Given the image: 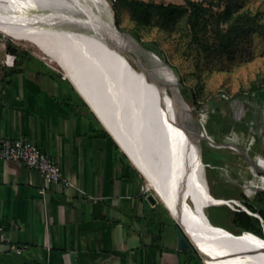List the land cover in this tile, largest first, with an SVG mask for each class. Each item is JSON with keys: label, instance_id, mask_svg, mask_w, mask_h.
I'll use <instances>...</instances> for the list:
<instances>
[{"label": "crops", "instance_id": "crops-1", "mask_svg": "<svg viewBox=\"0 0 264 264\" xmlns=\"http://www.w3.org/2000/svg\"><path fill=\"white\" fill-rule=\"evenodd\" d=\"M5 52L16 60L0 63V140H30L74 187L45 185L22 162L0 159V264H205L198 252L176 248L167 207L145 190L140 169L73 81L37 54L0 44V56ZM220 104L225 116L215 115L232 123V132L251 131L254 144H264V94ZM208 132L229 147L218 122ZM258 145L237 149L252 162L251 151L264 157Z\"/></svg>", "mask_w": 264, "mask_h": 264}, {"label": "bare ground", "instance_id": "bare-ground-1", "mask_svg": "<svg viewBox=\"0 0 264 264\" xmlns=\"http://www.w3.org/2000/svg\"><path fill=\"white\" fill-rule=\"evenodd\" d=\"M113 18L104 0H0V31L46 52L75 78L204 263L264 264V238L246 232L234 236L210 222L206 210L224 201L215 203L200 159L205 135L192 123L175 85L171 107L163 82L158 85L146 69L136 70L117 42L109 44L108 35L117 32ZM176 107L180 124L171 114H179Z\"/></svg>", "mask_w": 264, "mask_h": 264}, {"label": "rangeland", "instance_id": "rangeland-1", "mask_svg": "<svg viewBox=\"0 0 264 264\" xmlns=\"http://www.w3.org/2000/svg\"><path fill=\"white\" fill-rule=\"evenodd\" d=\"M104 1L109 13L114 17L118 33L114 40L123 48L122 53L131 65L136 70H141L140 65L143 64L142 66L153 74L158 85H160V80L163 82V97L167 98L171 107L176 104L171 94L173 86L170 88V85L176 83L179 93L190 107L192 123L206 137V143L201 145L203 158L201 159L205 165V176L212 196L218 195L225 197L218 199L232 200L233 203L230 202V206H228L236 211L245 209L244 199L246 197L247 200H252L255 193L260 190L264 192V174H254L253 170L249 169L250 165L246 157L237 148L229 146L223 149L220 146H215L213 143L216 144V142L210 138L208 131L215 120L216 113L219 116H225L224 106L219 105L223 98H249L253 87L264 83V35L247 29L240 36L237 44L231 47L228 52L217 50L206 52L192 42L185 12H179L168 21H163L160 14L154 9H150L146 23L137 28L135 23L129 19V12L123 8L121 1L111 4V6L107 0ZM144 1L184 5L183 0ZM240 12H247L255 16L257 22L264 25V0H233L231 14ZM226 25L227 23L223 22L222 26L226 27ZM135 30L138 32L140 40L145 43L144 46L132 39L131 32ZM0 44L6 51L20 48L37 54L57 68L63 77H66L63 74L66 72L58 62L48 56L46 52L41 53L30 43L20 41L0 31ZM149 76L147 74L148 79H150ZM68 77L77 85L74 77ZM261 87L257 91L264 94V87ZM78 90L82 95L81 90ZM101 98L105 100L106 94L101 93ZM176 110L179 114L171 111L172 118L174 122L180 124L181 109L176 107ZM251 135V131H242L232 132L228 137L238 142L231 140L237 147H241L247 152L243 146L250 149L258 145L254 144ZM246 139L248 140L246 141ZM209 145L218 149H212ZM263 147L264 144L260 140L258 149L263 150ZM250 154L252 161H255L254 152L251 151ZM223 156L225 158L222 160ZM227 157L228 161H226ZM220 163L221 165H218ZM232 176H235V181L231 180ZM143 180L144 184L148 183L145 177ZM148 186L149 192L164 206L155 191L149 184ZM240 194H244L246 197H240ZM206 211L214 223L224 227L230 226L229 228L235 232L240 230V225L232 221L233 214L231 215L226 208L214 206L209 207Z\"/></svg>", "mask_w": 264, "mask_h": 264}, {"label": "trees", "instance_id": "trees-1", "mask_svg": "<svg viewBox=\"0 0 264 264\" xmlns=\"http://www.w3.org/2000/svg\"><path fill=\"white\" fill-rule=\"evenodd\" d=\"M120 1L123 8H126L127 12H129V19L135 23L137 28L146 23L150 9H154L160 14L163 21H168L179 12H185L187 14L188 29L192 35V42L196 43L206 52H212L215 50L228 52L231 47L237 44L240 36L247 29H252L264 35V25L257 22L255 16H252L247 12L231 14L233 0H183L184 5L174 3L166 4L163 2L157 4L152 1L145 2L144 0H118L117 2ZM223 22L227 23L226 27L222 26ZM131 36L136 42L138 41L141 45H145V43L140 40V36L136 30L131 32ZM261 86L264 87V83L255 85L250 95H252L254 91H257ZM215 121L218 122V126L221 125L219 127L230 136L232 132L231 125L233 124L226 119H220L219 116H215ZM229 140L228 142H230ZM203 143H206L204 139L201 140V145ZM213 148L218 149L214 146L212 149ZM255 194L256 195L252 200H247V197L244 196V194H240V197H246L244 199V206L248 211L256 213L258 216L250 214L243 209L236 211L226 204L210 206L224 207L231 213V215L233 214L231 217L232 221L241 227L238 232L229 228L230 226L224 227L214 223L211 218H209L210 222L214 224V226L217 225L223 227L235 234L249 232L253 235L264 238V233L262 231V222L264 224V193L257 192ZM214 196L216 198H225L218 195ZM175 225L177 227V224ZM193 251L196 253L195 250Z\"/></svg>", "mask_w": 264, "mask_h": 264}, {"label": "built area", "instance_id": "built-area-1", "mask_svg": "<svg viewBox=\"0 0 264 264\" xmlns=\"http://www.w3.org/2000/svg\"><path fill=\"white\" fill-rule=\"evenodd\" d=\"M111 4L116 3L118 0H107ZM16 55L10 52H5L0 59V63L6 67H12L15 63ZM233 140V139H232ZM226 145L238 148L234 142H225ZM0 159L22 162L26 167L35 170L43 179L45 185L58 184L63 187H74L73 182L68 180L62 173L61 168L47 152L40 149L36 144L25 138H9L5 137L0 140ZM251 170L255 173L264 174V157L257 156L255 161H252ZM145 190L149 188L144 184ZM252 188V187H250ZM44 189L42 188L41 191ZM95 199L89 196L88 200ZM228 205L232 200H228ZM227 205V204H226ZM248 213L258 216L245 209ZM261 220V218H260ZM262 222V220H261ZM263 230H264V224ZM20 252V249H17Z\"/></svg>", "mask_w": 264, "mask_h": 264}, {"label": "water", "instance_id": "water-1", "mask_svg": "<svg viewBox=\"0 0 264 264\" xmlns=\"http://www.w3.org/2000/svg\"><path fill=\"white\" fill-rule=\"evenodd\" d=\"M118 33L116 32V33H113V35H108V40H109V44H112V45H116L117 43H116V41L114 40V37L117 35ZM132 37V36H131ZM132 39L134 40V41H136L133 37H132ZM140 68L142 69V70H145V67L144 66H142V65H140ZM70 81V80H69ZM71 82V81H70ZM72 83V82H71ZM73 84V83H72ZM175 85V87L177 88V85H176V83L175 84H172V85H170V88H171V86H174ZM73 86H74V84H73ZM74 88L77 90V88L74 86ZM178 90V89H177ZM77 92L79 93V91L77 90ZM178 92H179V90H178ZM80 94V93H79ZM181 95V94H180ZM80 96L83 98V96L80 94ZM83 100H84V98H83ZM202 139H206V137H203ZM215 146H217V143L215 144V143H213ZM212 144V145H213ZM199 148H200V150H201V142H200V146H199ZM202 156H201V154H200V158H201ZM247 161H248V164L249 165H252V162H251V160H248L247 159ZM154 201V200H153ZM215 201V203H219V202H223L224 201V204H227L228 205V203H229V201L228 200H226V199H217V200H214ZM171 215V214H170ZM173 219H174V221H175V223L177 224V228H176V230H175V234H176V237H175V242H176V248L178 249V250H188V251H193V250H195L196 252H198L197 251V249H196V247L194 246V244H193V242L191 241V239H190V237L188 236V234L186 233V231L184 230V228H183V226L179 223V222H177V220H175V218L174 217H172ZM264 231V230H263ZM264 233V232H263ZM199 254V253H198ZM199 256L201 257V255L199 254ZM202 258V257H201Z\"/></svg>", "mask_w": 264, "mask_h": 264}]
</instances>
